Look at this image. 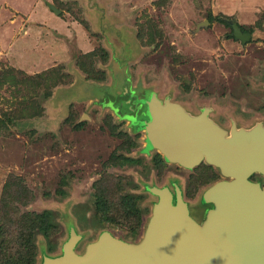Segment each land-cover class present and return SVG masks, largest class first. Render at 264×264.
I'll list each match as a JSON object with an SVG mask.
<instances>
[{"label":"rangeland","instance_id":"rangeland-1","mask_svg":"<svg viewBox=\"0 0 264 264\" xmlns=\"http://www.w3.org/2000/svg\"><path fill=\"white\" fill-rule=\"evenodd\" d=\"M231 21L252 39L241 43ZM88 52L91 75L77 63ZM58 66L70 80L56 84ZM154 97L208 109L226 130L264 125V0H0V264L2 245L17 257L21 231L44 212L52 227L34 234V264L73 234L79 254L104 231L140 241L153 186L187 190L204 219L202 193L223 176L162 159L147 131Z\"/></svg>","mask_w":264,"mask_h":264},{"label":"water","instance_id":"water-1","mask_svg":"<svg viewBox=\"0 0 264 264\" xmlns=\"http://www.w3.org/2000/svg\"><path fill=\"white\" fill-rule=\"evenodd\" d=\"M230 24L234 37L243 43L251 38L236 21ZM148 105L152 147L168 162L188 169L206 162L223 176L202 193L208 205L204 219L196 209L200 205H191L179 185L175 194L153 186L149 190L158 201L140 241L104 231L79 254L73 234L61 253L45 256L42 264H264V186L250 179L254 172L264 176V125L232 126L229 133L208 109L192 115L181 104L156 97Z\"/></svg>","mask_w":264,"mask_h":264},{"label":"trees","instance_id":"trees-1","mask_svg":"<svg viewBox=\"0 0 264 264\" xmlns=\"http://www.w3.org/2000/svg\"><path fill=\"white\" fill-rule=\"evenodd\" d=\"M93 57H94V52L84 53L77 62L79 64L80 69H82V71L88 73L89 75H91L95 70ZM55 71H59V73H57L59 79L57 78L58 81L56 82V84L64 83L66 82V80H70L71 76L69 73L64 71L63 66H58L51 70H48V73L51 72L54 73ZM50 94H51V88L47 90L46 97L50 96ZM36 108L39 113L43 111L42 105L37 104ZM103 199L104 198L98 200V208L100 210L104 209L105 206L104 203L102 202ZM127 202L130 203L129 205L131 206V210H133L136 213L135 204L130 202L128 198H127ZM31 218H32L31 225H28L27 227L25 226L24 230L21 231V234L18 237V239H20L19 240L20 244L18 243V247L20 248V250L18 251L17 257L14 258L11 256H7L9 254L8 248H10V245L8 243L6 244V242L4 245H2L1 254L2 253L5 254V256H2L3 264H34L36 258V246L33 241L34 234L36 231H42L45 235L48 236L50 235L49 229L50 226L52 227V225L49 222L50 214L48 212H44L43 214L38 215L37 218L36 216H32ZM25 228L27 229V231H25Z\"/></svg>","mask_w":264,"mask_h":264},{"label":"flooded vegetation","instance_id":"flooded-vegetation-1","mask_svg":"<svg viewBox=\"0 0 264 264\" xmlns=\"http://www.w3.org/2000/svg\"><path fill=\"white\" fill-rule=\"evenodd\" d=\"M237 24H238V26L240 27V29H241V31L244 33V34H246V33H250L251 34V38H249V39H247L246 41H244V43L242 42V40L241 39H239L240 41H241V43H243V44H245L247 41H249L250 39H252V32H250V31H247V30H244L242 27H241V25L237 22ZM232 30H233V27H232ZM233 33V32H232ZM231 130H232V127L230 128V129H227V131L230 133L231 132ZM124 156H121V162L122 163H125V165H129V164H131V163H133V162H131L132 161V159H131V157H129V155H126V157H124ZM123 158V159H122ZM162 156L161 155H159V154H155L154 155V157L152 158V164H153V166L154 167H157V165L158 164H160L161 163V161H162V159L163 160H165V161H167L166 160V158L164 159V157L162 158ZM202 163H204V162H202ZM201 163V164H202ZM145 164H147V163H145ZM205 164V163H204ZM143 165V164H142ZM200 165V164H199ZM209 165V164H208ZM216 168V167H215ZM258 178H260L261 180H260V183L262 184V186H264V176L262 175V174H260L259 172H254L251 176H250V179L251 180H254V181H256V180H258ZM133 186H135L134 184H133ZM200 184H195L194 186H191L190 187V190L192 191V192H194V193H192L191 195H194V194H196V193H198V191H200ZM173 191V193H174V190H172ZM186 192H187V190H184V194L185 195H187L186 194ZM175 194V193H174ZM127 198L128 197H126L125 198V200H126V202H127ZM129 199V201L130 202H132L133 203V201H131V199L130 198H128ZM175 200V199H174ZM128 203V202H127ZM135 204V203H134Z\"/></svg>","mask_w":264,"mask_h":264},{"label":"bare ground","instance_id":"bare-ground-1","mask_svg":"<svg viewBox=\"0 0 264 264\" xmlns=\"http://www.w3.org/2000/svg\"><path fill=\"white\" fill-rule=\"evenodd\" d=\"M109 241H110V239H109V238H106V239H105V242H109Z\"/></svg>","mask_w":264,"mask_h":264}]
</instances>
